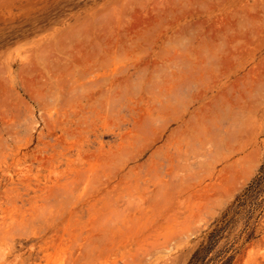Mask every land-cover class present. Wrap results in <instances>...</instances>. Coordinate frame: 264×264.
Returning a JSON list of instances; mask_svg holds the SVG:
<instances>
[{"label":"rangeland","instance_id":"rangeland-1","mask_svg":"<svg viewBox=\"0 0 264 264\" xmlns=\"http://www.w3.org/2000/svg\"><path fill=\"white\" fill-rule=\"evenodd\" d=\"M263 164L264 0H0V264H188Z\"/></svg>","mask_w":264,"mask_h":264},{"label":"trees","instance_id":"trees-1","mask_svg":"<svg viewBox=\"0 0 264 264\" xmlns=\"http://www.w3.org/2000/svg\"><path fill=\"white\" fill-rule=\"evenodd\" d=\"M264 185V164L260 168V172L255 177L242 196H237L232 210L227 211L220 219L214 222V226L208 233V239L203 242L200 247L192 255L188 264H206L208 262L220 263V264H231L234 258V254H230L231 248L223 247L217 253L209 259V254L218 245L220 240L223 238L225 232L230 227L236 216L244 213L249 222L250 215L253 214L260 206L259 198L261 196H249L250 193L258 192ZM233 214V215H231ZM231 215V216H230ZM215 260V261H214Z\"/></svg>","mask_w":264,"mask_h":264}]
</instances>
